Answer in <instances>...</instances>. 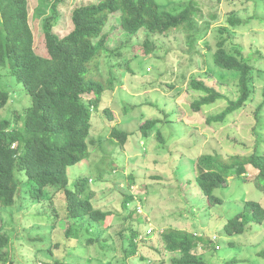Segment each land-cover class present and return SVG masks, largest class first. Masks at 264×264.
Segmentation results:
<instances>
[{"label": "rangeland", "instance_id": "obj_1", "mask_svg": "<svg viewBox=\"0 0 264 264\" xmlns=\"http://www.w3.org/2000/svg\"><path fill=\"white\" fill-rule=\"evenodd\" d=\"M55 1L28 0L29 25L39 54L46 55L42 19L50 14ZM58 1L54 32L63 37L73 27L72 10L98 0ZM156 1L174 13L193 1L203 15L201 19L194 17L192 29L153 36L156 51L150 55H143L137 45L146 38L144 29L135 36H126L120 26H111L115 20L110 16L105 29L109 47L127 41L129 46L136 45L134 50L139 54L128 55L133 74L125 73L118 87L105 91L97 110L92 112L89 142L108 136L112 126L125 130L129 137L123 146L106 140L97 145L89 143V157L67 168V187L72 188L82 175L93 178L96 181L90 188L91 202L95 208L112 211V216L105 224L97 225V240L92 243L68 238L64 233L68 224L61 192L51 191L50 202L57 215L55 221L49 222L45 215L50 213V207L45 205V209L42 200L27 198L28 186H24L27 193H19L16 207H0V225L12 236L9 250L14 264H44L43 257L82 264H172L174 254L165 251L160 238L165 228L196 233L202 242L193 252L206 264H224L231 259L238 260L234 264H264V257L258 256L264 249V221L252 223L244 233L229 235L225 231L226 222L242 211L245 201L254 200L264 207V193L254 183L231 176L213 191L221 203L210 205L197 185L194 170L197 157L264 152V0ZM229 10L243 22L228 27ZM223 27L227 33H221ZM221 39H225L228 51L240 45L244 55L253 56L252 99L228 115L226 122L208 124L206 117L225 109L228 102L219 100L192 113L188 104L193 96L186 95L191 75L210 73L211 85L236 97V74L213 62V52ZM105 63L96 68L98 71L103 67L107 79ZM4 87L10 99L0 110V119L8 110H19L30 102L23 85L14 77L9 76ZM105 106L115 113L112 120L103 115ZM148 119L161 122L144 138L140 126ZM247 174H253V169L249 168ZM125 196L132 198L126 206ZM56 243L59 247L49 254L47 249L55 248Z\"/></svg>", "mask_w": 264, "mask_h": 264}, {"label": "trees", "instance_id": "obj_2", "mask_svg": "<svg viewBox=\"0 0 264 264\" xmlns=\"http://www.w3.org/2000/svg\"><path fill=\"white\" fill-rule=\"evenodd\" d=\"M57 3L58 0L52 3L50 14L42 19L46 52L43 55L35 51L28 0H0V110L10 99V92L4 87L9 76L23 85L30 101L19 110H8V114L0 119V207L5 210L16 207L19 193L21 196L27 193L22 187L28 186L27 198L42 200L44 208L45 205L50 207V213H45V218L52 222L57 213L50 197L51 191L57 189L65 202L68 224L65 236L92 243L97 240V225L105 224L113 212L93 206L90 198L91 184L96 181L93 178L82 175L72 188H68L67 168L89 157V143L97 145L106 140V143L123 146L127 142L129 133L117 126H112L105 138L90 139L89 142L91 114L97 110L105 91L118 87L125 73L133 74L128 55L139 54L134 50L136 45L129 46L127 41L109 47V35L105 29L111 21L110 16L115 20L111 26L114 29L120 26L126 36H135L144 29L146 38L137 45L143 49V55H150L156 49L151 39L153 36L169 35L187 27L192 29L196 23L194 17L197 15L201 19L203 14L193 1L174 13L162 8L156 0H98L75 7L71 14L73 27L61 37L54 32ZM229 11L228 27L233 28L243 22L234 11ZM215 17L216 14L211 19ZM220 30L221 33L228 31L225 27ZM238 46L236 50L228 51L225 39H221L213 52L215 65L232 74L234 72L238 78L235 98L210 84L213 74L196 73L190 76L186 97L193 96L188 104L194 111L192 113H198L202 107L219 100L228 102L225 109L206 117L208 124L226 122L228 115L244 108L252 99L254 64L250 60L253 56L244 55L242 47ZM105 61L107 79L104 78V68L98 71L96 68ZM258 112L259 109L255 116ZM102 113L110 120L115 115L106 106ZM158 122L161 121L148 119L140 126L144 138ZM249 168L253 169V174H247ZM194 170L197 185L210 205L221 203L213 191L231 176L254 183L264 193V152L254 150L249 155L197 157ZM131 199V196L124 197L125 206ZM263 221L264 207L257 201L247 200L242 211L226 222L225 231L229 235L244 233L252 223L261 224ZM160 238L165 251L174 254L170 260L172 264H206L201 256L193 252L202 242L196 233L165 228L160 231ZM10 244V232L0 225L2 264L15 263L10 255ZM58 247L56 243L55 248L47 250L51 254ZM258 256L264 257V249L258 252ZM41 260L44 264H82L76 261L67 263L60 258L49 261L43 257ZM237 261L231 259L224 264Z\"/></svg>", "mask_w": 264, "mask_h": 264}]
</instances>
